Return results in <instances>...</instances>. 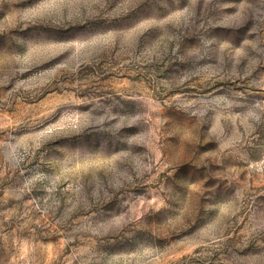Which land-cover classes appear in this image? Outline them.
<instances>
[{
    "label": "rangeland",
    "instance_id": "obj_1",
    "mask_svg": "<svg viewBox=\"0 0 264 264\" xmlns=\"http://www.w3.org/2000/svg\"><path fill=\"white\" fill-rule=\"evenodd\" d=\"M0 264H264V0H0Z\"/></svg>",
    "mask_w": 264,
    "mask_h": 264
}]
</instances>
